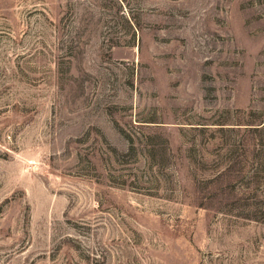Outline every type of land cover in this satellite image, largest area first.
<instances>
[{
	"label": "rangeland",
	"instance_id": "rangeland-1",
	"mask_svg": "<svg viewBox=\"0 0 264 264\" xmlns=\"http://www.w3.org/2000/svg\"><path fill=\"white\" fill-rule=\"evenodd\" d=\"M0 264H264V0H0Z\"/></svg>",
	"mask_w": 264,
	"mask_h": 264
}]
</instances>
